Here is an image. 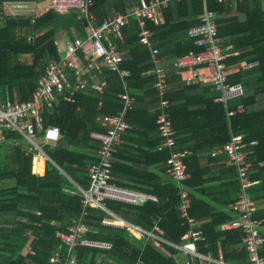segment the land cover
<instances>
[{
    "label": "trees",
    "instance_id": "16d2710c",
    "mask_svg": "<svg viewBox=\"0 0 264 264\" xmlns=\"http://www.w3.org/2000/svg\"><path fill=\"white\" fill-rule=\"evenodd\" d=\"M31 1L39 0H0V101L29 100L46 64L59 57L56 42L61 37L84 35L83 20L72 9L59 13L49 7L33 15L6 10V3H23L22 7L27 8L25 4ZM135 1L94 0L90 7L94 23L101 24L113 10L124 11ZM204 1L170 0L162 9L163 22L154 24L146 19L144 26L152 31L151 40L158 48L155 56L167 62L162 98L168 102L165 111L175 130L172 150L188 151L184 156L189 173L185 179L190 199L188 214L200 221L197 226L203 233V238L196 241L197 248L213 256H218L221 250L226 261L243 264L246 251L240 229L221 227L235 217L225 207L241 191L239 175L235 166H226L224 157L212 156L211 151L229 142L233 135L243 134L249 150L247 160L251 162L249 176L261 177L248 192L255 200H264V8L260 0H206L217 16L218 31L228 52L226 61L255 60L250 66L229 73L228 81L240 83L244 90L226 106L214 100L219 91L212 89L210 83L185 84L171 64L177 55L204 48L189 35L190 27L200 21ZM138 32V20L131 16L122 27L121 40L111 38L124 54L121 67L127 70L126 75L121 77L105 67L108 83L103 91L87 86L74 90L71 100L58 95L56 103L43 110L44 127L57 125L60 129L58 141L46 144L45 148L75 182L87 187L89 178L84 167L97 159L99 146L89 132L105 130L96 120L99 113L114 114L122 109L123 101L118 94L124 80L135 104L125 112L131 128L123 132L125 140L118 145L116 154L147 168L135 169L116 160L112 182L150 193L156 199L148 198L139 204L107 199L105 205L143 227L157 224L167 240L183 243L189 225L180 216L175 180L162 175L170 152L167 148L157 150L158 110L140 105L150 102L158 105L159 98L154 85L156 62L149 48L139 43ZM236 50L241 51L233 55ZM147 96L152 100L146 101ZM239 105L244 109L241 112L237 110ZM231 110L236 113L230 116ZM7 136L15 142H0V264H66L71 255L73 264H178L177 247L161 242L166 249L163 250L149 237L138 238L124 226L104 222V217L112 216L109 211L84 208L81 196L73 192L71 180L51 160H47L44 174L35 172L33 164L35 170L43 171V157H36L33 163V153L23 149L26 145L23 137L10 129ZM128 138L136 145L125 144ZM252 140L256 144H250ZM212 161L218 162V167L204 163ZM77 222L88 226L81 237L110 245L77 243L68 253L57 232L68 231ZM27 245L33 252L27 250ZM56 253L60 259L51 261ZM260 254L264 256V248ZM193 264L201 261L194 257Z\"/></svg>",
    "mask_w": 264,
    "mask_h": 264
},
{
    "label": "built area",
    "instance_id": "2783aa9c",
    "mask_svg": "<svg viewBox=\"0 0 264 264\" xmlns=\"http://www.w3.org/2000/svg\"><path fill=\"white\" fill-rule=\"evenodd\" d=\"M170 0H136L135 3L124 11H112L104 18L101 24L94 23L93 14L90 7L94 0H50V8L64 13L74 10L77 18L83 20L84 35H74L73 38L60 39L56 42L58 59L52 58L47 64L42 75L37 80V85L33 90L29 100L0 101V142L14 141L7 136V130L19 133L26 141L23 147L26 153H33V163L36 157H43L44 169L33 170L39 174H44L47 160H51L66 176L71 180L75 194L81 196L83 207H98L106 209L112 216L103 218L104 222L117 224L126 227L133 235L138 238L152 239L156 244L167 242L177 247L178 251L184 256V264H193V258L201 261L212 262L214 264H232L226 261L220 252L213 257L209 251L201 252L197 248L196 241L203 238L201 228L197 225L199 220L188 214L190 199L185 179L188 178L184 156L187 150L174 151L172 148L176 143L175 130L165 108L167 100L162 98L166 86V65L161 63V58L155 56L158 51L151 40L152 31L144 26L146 19L154 24L163 22L162 9ZM223 1V0H219ZM31 10V9H30ZM28 13L35 14L37 9L32 8ZM138 20L139 43L147 46L154 57L156 65L154 72L156 80L154 85L158 88L159 97L158 112L155 123L159 135L157 150L167 148L170 152L165 161V175L167 178L175 180L180 202L178 208L180 216L184 217V222L189 225L183 234L186 239L183 243H174L167 240L162 235V229L154 224L151 228H146L125 217L117 214L105 205V200L112 199L124 203L139 204L148 198L156 199V196L141 190L125 187L112 182L113 164L117 159L116 152L118 145L122 142V134L131 128L125 120L126 110L135 104L134 98L129 94L125 81H122L121 90L118 97L123 101L122 109L114 114L99 113L96 117L97 122L105 127V130H91L89 136L99 142L97 148V159L89 162L84 168L89 178L88 186L83 187L72 179L47 153L45 145H54L59 139L60 129L57 125L44 127L42 112L46 107L51 108L57 101L58 95L64 100H71L70 94L74 90L89 87L103 91L108 81L104 74V68L116 71L121 77L127 74V70L121 67L124 54L117 49V45L111 39L122 38V27L125 26L129 17ZM216 13L204 5L202 13L199 15V23L190 27L189 35L195 38V42L204 48L199 51L190 50L182 55H177L171 60L173 71L179 75L180 80L185 84L194 82H208L212 89L219 91L214 98L216 102L228 105L229 101L241 96L243 87L240 83H230L229 73L237 70L240 66H248L250 61H239L238 63H227L228 52L225 51L223 38L219 34ZM235 52V51H234ZM233 53V52H232ZM66 68L70 70H65ZM90 80V82H88ZM243 111L241 105L237 109ZM236 113V110L229 111V115ZM251 144L254 141L250 142ZM247 143L244 141L243 134L233 135L231 140L223 145L214 147L211 151L212 156L224 157L227 165L235 166L239 175L240 193L229 204L235 217L228 221L224 226L237 227L241 231V240L246 251V261L243 264H264V256L260 254V249L264 244V234L260 231V226L264 222V216L258 210V200L249 195V187L255 180L249 176L251 162L247 160ZM122 220V222L119 221ZM88 228L83 222H77L68 227V231H58L64 244L67 246L68 253L77 243L97 244L109 246L108 242L93 241L81 237V234ZM163 250H166L160 245ZM27 250L33 249L27 245ZM51 261L60 259L58 253L51 256ZM74 256L71 255L66 264H73ZM139 264V263H137Z\"/></svg>",
    "mask_w": 264,
    "mask_h": 264
},
{
    "label": "crops",
    "instance_id": "0c3cea01",
    "mask_svg": "<svg viewBox=\"0 0 264 264\" xmlns=\"http://www.w3.org/2000/svg\"><path fill=\"white\" fill-rule=\"evenodd\" d=\"M260 1H263V4H264V0H260ZM205 3H206V0L204 1V5H205ZM7 5L9 6V5H12V8H14L15 10H17V11H20V12H25V11H29L30 9L29 8H26V7H22L24 4L23 3H6V7H7ZM25 5H29L30 6V8H33V7H36L37 9H38V11L41 9V10H45V9H47V8H49L50 7V0H39V1H36V3H34V1H31V3H26ZM207 5V4H206ZM264 6V5H263ZM22 7V8H21ZM264 8V7H263ZM204 9V8H203ZM8 11V10H7ZM9 12V11H8ZM239 13V12H238ZM60 39H66L65 37H61ZM117 40H120V39H116V41ZM116 41H114L115 42V44H116ZM117 45V44H116ZM154 45H156V42H154ZM230 45V44H229ZM241 50H236L235 52H233V55H235V54H237L238 52H240ZM247 61L245 58H243V59H241V60H239V61ZM239 61H236V62H233V63H238ZM162 62H164L165 64H167V62L164 60V59H162L161 58V63ZM251 62V64L252 63H254L255 62V60L254 61H250ZM228 63V62H227ZM230 64V63H229ZM250 64V65H251ZM250 65H248V66H250ZM240 67H246V66H240ZM236 71V70H235ZM243 87V86H242ZM244 90V89H243ZM155 97V96H154ZM157 97H158V95H157ZM159 98V97H158ZM152 100V98L150 97V96H147L146 98H145V100L146 101H148V100ZM160 100V99H159ZM159 102V101H158ZM143 103V102H142ZM137 105L139 104V103H136ZM145 104H147V105H145ZM140 105H142V106H145V107H148L149 108V110H155V109H157L158 110V105H157V103L155 102H150V103H143V104H140ZM225 105V104H224ZM227 106V105H226ZM243 108V107H242ZM244 110V109H243ZM122 140H125V138L123 139V134H122ZM252 141H254V143L253 144H256V140H252ZM251 142V141H250ZM249 142V143H250ZM125 144H127V145H129V146H131V145H136V143L133 141V140H130L129 138H128V140H126L125 142H124ZM251 144V143H250ZM224 159V158H223ZM117 161H119V163H122V164H129V165H131L133 168H135V169H140V170H143V169H146L147 168V166H145V165H143V164H140V162H138V161H130V162H127V160L125 159V158H122V157H119L118 155H117V159H116ZM225 160V159H224ZM224 160H223V163L226 165V166H230V165H227L225 162H224ZM129 161V160H128ZM205 164H208L211 168H214V167H218V162H216V161H212V162H210V163H207V162H204ZM262 164H263V162L262 161H260L259 162V165L260 166H262ZM251 167V166H250ZM253 172V171H252ZM254 173H255V171H254ZM113 175H114V173H113ZM162 175H163V177L164 178H167L166 177V175H165V173H162ZM252 179H254V178H252ZM255 180V183H259L260 182V180H261V177H259V178H256V179H254ZM254 183V184H255ZM150 194V193H149ZM231 203V202H230ZM229 203V204H230ZM227 205L225 208H227V210L228 211H230V213H233L232 211H231V208H230V205ZM258 210H259V212H260V215H263L264 216V200H261V201H259V203H258ZM234 214V213H233ZM200 222V221H199ZM228 222V221H227ZM227 222H225V223H222L221 224V227L222 228H229V227H231V226H229V227H227V226H224V224H226ZM261 228H260V231L264 234V222H263V224L260 226ZM262 248H264V246L263 247H261V249ZM261 249H260V251H261ZM222 253V251L221 250H219L218 251V253ZM210 253V252H209ZM211 254V253H210ZM212 255V254H211ZM213 256V255H212ZM262 256H263V254H262ZM213 257H216V256H213ZM212 262H205V264H211ZM214 264V263H213Z\"/></svg>",
    "mask_w": 264,
    "mask_h": 264
},
{
    "label": "rangeland",
    "instance_id": "374dc122",
    "mask_svg": "<svg viewBox=\"0 0 264 264\" xmlns=\"http://www.w3.org/2000/svg\"><path fill=\"white\" fill-rule=\"evenodd\" d=\"M261 5L262 6L264 5L263 4V1H261ZM27 8H29V9L32 10V8H30L29 5H27ZM33 8L37 9L36 7H33ZM6 10H8L10 13H14V14H17V13H27V12H20V11L15 10L14 8H12V5H9V6L7 5ZM31 10H30V12H31ZM65 38H67V37H65ZM175 257H176V261H177L178 264H183L184 263V259L185 258H184V256H183L182 253H179L178 252Z\"/></svg>",
    "mask_w": 264,
    "mask_h": 264
},
{
    "label": "clouds",
    "instance_id": "9594fccd",
    "mask_svg": "<svg viewBox=\"0 0 264 264\" xmlns=\"http://www.w3.org/2000/svg\"><path fill=\"white\" fill-rule=\"evenodd\" d=\"M224 1V0H223ZM226 1V0H225ZM177 185V184H176ZM186 185V184H185ZM178 188V187H177ZM186 188H187V186H186ZM188 189V188H187Z\"/></svg>",
    "mask_w": 264,
    "mask_h": 264
},
{
    "label": "bare ground",
    "instance_id": "6f19581e",
    "mask_svg": "<svg viewBox=\"0 0 264 264\" xmlns=\"http://www.w3.org/2000/svg\"><path fill=\"white\" fill-rule=\"evenodd\" d=\"M38 158H40V157H38ZM119 220H121V219H119Z\"/></svg>",
    "mask_w": 264,
    "mask_h": 264
}]
</instances>
